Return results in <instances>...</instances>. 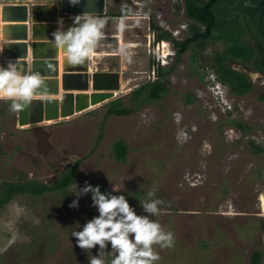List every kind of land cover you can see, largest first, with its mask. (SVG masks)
I'll return each mask as SVG.
<instances>
[{
  "label": "rangeland",
  "instance_id": "rangeland-1",
  "mask_svg": "<svg viewBox=\"0 0 264 264\" xmlns=\"http://www.w3.org/2000/svg\"><path fill=\"white\" fill-rule=\"evenodd\" d=\"M175 1L106 0L107 12L126 16H98L106 21L105 38L89 58V69L119 73L114 99L122 98L125 106L131 92L152 79L151 62L164 59L169 50L151 43L150 25L176 29L182 24L172 14ZM188 55L167 78L161 100L122 117L105 116L108 101L69 119L18 127L17 112L0 101V184L36 180L52 185L80 161L64 195H17L0 209V264H89L99 252L111 264L110 243L104 250L97 245L86 252L72 236L99 215L87 194L72 192L74 185L78 191L86 183L125 196L137 215H148L141 204L150 199L148 191L157 189L161 212L149 218L171 232L175 243L172 248L155 246L160 256L155 264H249L252 252L264 248V209L258 205L264 193L254 169L264 159L248 153L243 142L228 141L224 126L203 121L207 108L217 103L211 89L192 86ZM189 90L208 105L201 100L199 107V98L196 104H183ZM117 140L128 147L124 163L111 154ZM74 200L78 206L70 207Z\"/></svg>",
  "mask_w": 264,
  "mask_h": 264
},
{
  "label": "flooded vegetation",
  "instance_id": "flooded-vegetation-1",
  "mask_svg": "<svg viewBox=\"0 0 264 264\" xmlns=\"http://www.w3.org/2000/svg\"><path fill=\"white\" fill-rule=\"evenodd\" d=\"M182 1L179 0L181 4ZM209 1L213 5L212 15L219 18V23L218 26L212 27L206 39L198 41L196 45L189 44L185 51L178 53L181 49L179 45L191 37V32L199 34L206 32L204 25L189 20L183 10L172 11L173 16L182 23L178 24V28L169 26L160 28L166 39L155 42L156 33H152V44L164 43L169 48L164 59L158 61L162 68L172 70L162 82L165 94L168 91L167 78L171 76L176 66L184 62L183 57L189 53L186 58L187 76L194 81L192 86L195 87L196 84L198 90L205 86L211 89L213 92L211 97L217 103L216 106L213 105L214 109L207 108L209 113L207 112L208 116L203 115V121L224 126L228 141L243 142L248 153L260 155L264 159V0ZM176 3L175 1L173 5ZM194 24L195 27H190ZM173 41L179 44L176 46ZM219 65H226L230 70L241 74L249 86L248 89L240 94L232 92L229 84L218 79L215 68ZM151 80H157L153 66ZM196 93L190 90L186 92L183 95V104H196L199 98V107L201 100L208 105V100H204ZM234 113L239 115L235 117ZM221 117L225 119L223 124ZM254 169L260 179L257 183L259 192L264 193V163ZM246 172L247 167L242 173ZM258 201V205L261 206L260 200Z\"/></svg>",
  "mask_w": 264,
  "mask_h": 264
},
{
  "label": "clouds",
  "instance_id": "clouds-1",
  "mask_svg": "<svg viewBox=\"0 0 264 264\" xmlns=\"http://www.w3.org/2000/svg\"><path fill=\"white\" fill-rule=\"evenodd\" d=\"M69 3L76 5L80 0H69ZM74 25L67 31L57 29L50 41L64 52L65 61L72 67L83 65L95 52L105 38L106 21L102 17L83 14L75 17ZM47 95L46 80L39 72L27 73L13 60L8 61L6 66L0 65V101L10 102L11 111H22L38 96ZM74 189L72 192L77 197L91 193L93 206L99 213L86 222L81 231L72 233L80 249L87 252L98 245L101 251L110 243L114 256L111 264H155L160 259L155 246L161 249L174 247L173 234L165 232L158 222L149 218V215L161 212L158 206L163 201L155 198L156 188L147 192L150 199L141 204L148 215H137L125 196L102 193L99 186L86 183L78 191L76 185ZM77 206V200L70 205ZM89 264H105L100 252L98 258L92 256Z\"/></svg>",
  "mask_w": 264,
  "mask_h": 264
},
{
  "label": "water",
  "instance_id": "water-1",
  "mask_svg": "<svg viewBox=\"0 0 264 264\" xmlns=\"http://www.w3.org/2000/svg\"><path fill=\"white\" fill-rule=\"evenodd\" d=\"M105 11L106 0H80L76 5L69 0L51 3L0 0V65L6 66L13 60L27 73L39 72L46 80L49 95H57V48L50 41L58 29V20H62V30L67 31L75 26L77 15L101 16ZM63 72L60 99L38 96L27 108L17 112L18 127L69 119L113 100L120 90L119 73L91 72L89 58L83 65H65Z\"/></svg>",
  "mask_w": 264,
  "mask_h": 264
},
{
  "label": "trees",
  "instance_id": "trees-1",
  "mask_svg": "<svg viewBox=\"0 0 264 264\" xmlns=\"http://www.w3.org/2000/svg\"><path fill=\"white\" fill-rule=\"evenodd\" d=\"M47 3L53 2V0H45ZM174 9L176 12L184 11L185 16L200 25H204L206 27L205 34H199L191 32V37L181 43V49L178 53L185 51L189 44H197L198 41H202L208 37L212 27L218 26L219 18L213 17L212 10L213 5L208 0H183L182 4L177 2L174 5ZM105 17L112 18H122L126 15L123 12L120 13H112L105 12ZM196 24L190 25V27H195ZM150 28L156 33L155 42H159L161 40L166 39L162 30L151 24ZM199 30V29H198ZM197 30V31H198ZM174 45H178L176 41H173ZM200 45V43L198 44ZM151 66L155 69V74L157 80L152 81L150 78L141 84L138 88H135L130 96H129V106H125L122 98H116L107 103V110L105 116H117L122 117L126 116L129 113L137 110L145 105L152 104L154 101H159L165 94V89L163 85V79L166 75H168L172 70L164 69L160 66L159 62H151ZM216 74L218 75V79L227 83L231 86L232 92L234 93H243L248 89V84L245 82V78L233 71L226 65H219L215 68ZM4 107L8 106L10 102H3ZM1 113V110H0ZM128 152V147L123 140H117L111 146V154L113 156L114 161L118 163H124L125 158ZM80 161H75L68 170L62 173L58 179L52 185H47L42 182H38L36 180H11L4 181L0 184V209L7 205L15 196L17 195H28L40 197L47 193H60L64 195L66 193V189L72 185L76 170L79 166ZM93 187L99 186L102 193H106L105 190L99 184L91 185ZM89 201L92 202L91 193H87ZM264 256V248L256 249L252 252L249 258V264H260L261 259Z\"/></svg>",
  "mask_w": 264,
  "mask_h": 264
},
{
  "label": "bare ground",
  "instance_id": "bare-ground-1",
  "mask_svg": "<svg viewBox=\"0 0 264 264\" xmlns=\"http://www.w3.org/2000/svg\"><path fill=\"white\" fill-rule=\"evenodd\" d=\"M57 25H58V29L62 30V20L61 19L58 20ZM162 48L164 49V52H165L166 44L163 43L162 44ZM30 55H31V50L29 49V51H28L29 58H30ZM93 56H94V53L89 58H91ZM56 61H57V64H58L57 80H58V92H59V94L57 96H55V98L56 99H60L61 94H62V80H61L62 71L65 68V65H68L67 62L64 59V52L62 50H60V49H57ZM0 64H1V61H0ZM48 97H49L48 95L47 96H40V98H42V99H47ZM45 123L46 124H49V123L51 124L52 122H45ZM22 127H25V126H22ZM261 205H262V209H264V198L262 199V204Z\"/></svg>",
  "mask_w": 264,
  "mask_h": 264
},
{
  "label": "crops",
  "instance_id": "crops-1",
  "mask_svg": "<svg viewBox=\"0 0 264 264\" xmlns=\"http://www.w3.org/2000/svg\"><path fill=\"white\" fill-rule=\"evenodd\" d=\"M35 3H39V2H35ZM40 3H47V2H40ZM106 11H107V8H106ZM110 18H112V17H110ZM89 87H90V82H89Z\"/></svg>",
  "mask_w": 264,
  "mask_h": 264
}]
</instances>
